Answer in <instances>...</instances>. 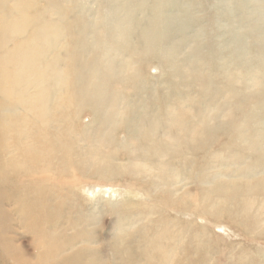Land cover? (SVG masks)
Returning <instances> with one entry per match:
<instances>
[{"label":"rangeland","instance_id":"1","mask_svg":"<svg viewBox=\"0 0 264 264\" xmlns=\"http://www.w3.org/2000/svg\"><path fill=\"white\" fill-rule=\"evenodd\" d=\"M161 1L162 12L152 15L158 0H0V211L17 209L20 215L10 212L6 221L19 238L21 218L48 207L55 216L80 214L97 231L101 252L103 238L122 223L130 233L144 227L148 242L162 241L164 250L176 246L159 264H264V226L250 223L264 221V68H255L251 51L243 56L230 47H250L248 9L233 4L238 0H190L189 7ZM259 1L242 5L252 9ZM142 15L146 33L160 31L158 45L152 38L146 52L128 45L120 54L123 41H96L94 34L117 32L125 23V33L136 35L130 44L142 45L135 32ZM234 29L245 38L237 41ZM89 69L97 73L93 94H78ZM127 102L151 132L146 148L140 137L130 144L120 128L116 106ZM56 120L58 135L51 127ZM57 141L68 144L67 157ZM128 156L136 160L127 162ZM117 166L129 177L110 175ZM7 170L14 174L10 186L1 178ZM144 174L154 184L151 197L175 186L174 204L144 195L140 186L151 182ZM231 182L234 191L225 186ZM253 185L252 196L245 195ZM86 186L96 188L93 199ZM132 192L137 197L125 198ZM207 192L211 202H203ZM236 199L253 214L239 210ZM18 242L0 240V253L16 252ZM36 243L50 248L42 264H56L67 242L47 230Z\"/></svg>","mask_w":264,"mask_h":264},{"label":"bare ground","instance_id":"2","mask_svg":"<svg viewBox=\"0 0 264 264\" xmlns=\"http://www.w3.org/2000/svg\"><path fill=\"white\" fill-rule=\"evenodd\" d=\"M158 1H159L158 8L151 9L149 11L150 14L158 15L162 12V10L159 9V8H161V2L162 1L161 0H158ZM244 1L245 0H238V2H235L233 4H237L238 6H240V8H243L244 10L248 9V12H247L248 22H249V24L251 23V21L253 23V27L248 26L249 31H250V32H248V34L252 37V42L250 44V47H249V44H247V46L246 45L244 46L243 43L240 44L239 46L230 44L231 51H234L235 53L236 52L240 53L243 56H245L247 53H249V51H251L252 55L254 56V61H253L254 63L252 62V64L254 66H256L255 68L261 67L263 69L264 63L262 61H264V19L262 20V19H260V17L264 16V0H260L255 5L253 4L251 6L252 9L242 5V3ZM167 2H168V0H167ZM254 3H256V2L254 1ZM8 4H9V2H8ZM181 4H182V6L183 5L188 6V7L191 6L190 0H188V2L182 0ZM253 9H255L254 13H253ZM143 19H144V16L142 15L138 28H135V32H137L141 35L140 37L142 40L141 41L142 45H140V44L131 45L130 44L131 41L135 40L136 35L132 36V35H128L125 33L126 27H127L126 25H123L125 23H121L120 27H115V30L117 32L109 31V33L106 32L104 34H94L96 41L102 42V43H107L108 40H111V41L114 40L115 42L117 40L123 41L124 43L122 45H119V47H121V49L117 50L118 52H120V54L126 53V49H127L128 45L135 46L134 48H132V47L129 48L130 52L131 51L146 52L149 48H151L152 44L157 43L156 45H158V41H156L157 37H155V36L156 35L159 36L160 31L157 32L156 28L155 29L150 28L152 33H146L147 30L146 29L143 30V27L141 26ZM147 24H149V22H147ZM39 25H40V23H39ZM234 25L239 26L237 23H235ZM156 26H158V25H156ZM232 27H233V25H232ZM234 31L236 32V37L238 38L237 41H239L240 39L243 40L245 38V34H242L241 30L237 31L236 29H234ZM152 38L154 40V43H153ZM129 39H131V41ZM133 43H137V42L134 41ZM147 54H148V52H147ZM157 55H159V54H157ZM120 63H122L123 70H126L127 62L122 61ZM160 65H162V63H160ZM88 72H89V77L87 78L85 83L82 84V88H81V90L78 91V94L87 95V94H89V92H90L89 95L93 94L92 91H89V90L91 88L92 80L95 79V76H97V73L93 69H89ZM126 79H128V78H126ZM120 101H122V100H120ZM130 103L131 102H127L125 104H117V106H116V114H117V116H119V121L122 124V126L120 128H122V130H124L127 133V136L130 139V144L138 145L137 142L135 141V138L139 139V137H140L142 139L140 141V148H146L147 145L145 147H143V142H144L143 140L144 139L150 140L148 133H151V132L148 131L147 128L144 132L145 126L140 124V120H141V123H143V121L145 120L144 116L140 115L141 117L139 119L137 117L138 115L135 113V110L133 109V107L130 106ZM139 108L141 109V111H140L141 113H143L144 111L146 112L147 111L146 110V108H147L146 103H143V102L140 103ZM51 112H53L52 115L55 114L54 109ZM130 116H132V118H128ZM132 119L135 120V122H132ZM61 124H62V122L58 123L57 120L52 122L51 127L54 129L53 134L56 135L59 132V128L61 127ZM61 139H63V137H61ZM160 142L162 143L161 140H160ZM160 142L158 143V146L161 144ZM57 144H58L60 150L62 151V156L67 157V155L69 154L68 144H66L65 142L60 143L58 141H57ZM169 150L171 152H173L172 153L173 154L172 160L175 161L177 158L178 152H176V150L174 148L169 149ZM127 153H129V152H127ZM139 158H140V156H139ZM127 159H126L127 162H132V160H136L135 157H133V156H128ZM111 160L113 161L115 159H111ZM142 165H145V163H142ZM13 166L14 165L12 164V167ZM10 167L7 166V169H9ZM116 169H117V171L115 169H113L110 172V175H112V176L115 175V177L120 176V175H124V176L127 175L129 177L130 173H125V174L120 173V172H122L121 167L117 166ZM17 170L18 169L15 168V171H17ZM15 171H14V173H15ZM172 171L176 173L174 168H172ZM17 173H20L19 170ZM259 173H260V171H259ZM1 175H2L1 178L3 180V185L10 186L11 185V176L14 174H11L7 170L6 172L3 171L1 173ZM144 177L148 178L151 181V182H149L148 186H140V187H143L142 193L144 195H147L149 199L158 200V202L161 204H163L165 202H167L169 205L174 204V202H173L174 194L177 193V189L175 186H173V188L169 191H164L163 192L164 195L162 197H158V196L151 197L149 193H150V190H152V187L154 184L151 186V183H153V182H152V179L150 177H148L145 174H144ZM76 179H77V177H76ZM225 186H226V188L231 189V191L235 190V188H234L235 186H234V184H232V182L227 183ZM225 186H223V187H225ZM255 186H256V188L259 187L257 184H255ZM255 186L253 185L252 189L247 188V191L244 192L245 195L252 196L251 192L253 190L254 191L256 190ZM83 187H85V185ZM144 187H149V188L146 189ZM223 187H220V188H223ZM95 189L96 188L93 186H86V188H85L86 193L88 192L89 194H85V195L89 199H93V197H95V196H92V195H94L93 193H94ZM155 190H156V188H154V192H155ZM206 194L210 195V194H208V192L205 193L203 196V202L205 199H207L209 202H211L212 198H210V197L206 198ZM46 195L47 194H45L41 199H46ZM88 195H91V196H88ZM129 195L130 196L125 195L126 196L125 198L137 197L135 195V192H132V195L131 194H129ZM160 199H161V201H160ZM176 199H180V198H178V196H176ZM40 201H42V204L45 202L44 200H40ZM235 201H236V205L239 207L238 208L239 210L244 209V211H246L248 214H250V215L253 214L251 212L252 209L247 208L248 206H245V204L243 206L242 199H236ZM9 202L10 201H5L4 204L9 206L10 205ZM12 202L15 204L13 199H12ZM200 206H201V204L198 207L200 208ZM240 207H242L243 209ZM48 209H49L48 207H45L42 209H35L31 213H29L27 216H25V218H21V221L23 222L21 237L22 236L27 237V240H28V241H26L27 243L24 241H21V239H20L21 237L19 238L16 234V231H13V229L11 228L10 222L6 221L8 219L10 220V217H11L10 212H13V214L16 213V215H20L19 212L17 211V209L13 206L10 208V211H9V209L8 210L2 209L3 211H0V240L4 241L5 243H7L9 241H14L15 239H17V241L19 240V242L15 246L16 252H13V250L10 251L6 247L3 248L4 251L3 250L1 251L0 257H3V258L5 257L4 258L5 264H9L10 261L12 262V264H42L44 261L46 262L47 258H49V256H50L48 253L50 248H48V246L46 247V243L37 244L36 241H37V238H40L41 234L47 230L53 231V234L55 236L56 235L64 236V238L66 239V242H67L66 248H62V249L58 250V253L56 254L58 261L56 262V264H112V263L113 264H128L130 261H132L130 263L135 264V262L139 263L141 260L145 261V260H151L153 258L160 260V261H158V264H159V263H163L162 261H164L167 258V252L173 253L175 251V248H176V246L173 244L170 247L165 246L166 250H164L163 249L164 245H162V243H161L162 241L148 242L149 240H152V239L148 236V234H145L146 230L144 227L139 229V230H135V232L132 231L134 233H130L131 231L129 232V230L132 227L125 228L124 227L125 224L121 225L122 223H119V224L117 223L115 225V230L110 231V233L114 232L113 237H115V238L104 237L101 245L104 248H106L107 250L104 252H101L99 246L98 247L95 246L96 244L101 243V241H98L100 239H99V235L97 234V231L89 229L87 222L85 221V219L82 218V216L80 214H77L73 218H65L60 214H58L57 216L53 215L52 213H50V211ZM261 209H263V206L261 207ZM255 213H257V211ZM262 222H264V221L259 222V220L256 221L253 218V221L250 223L255 224V226H260V225L264 226V223H262ZM159 223H161V221H159ZM11 232H13L12 235H10ZM135 237L138 238L139 241ZM173 239L174 238H172L171 240H173ZM172 242H176V240L172 241ZM42 248H44L43 251H41ZM141 248H144V250L146 251V252H144V250H143L142 255H140L141 254V251H140ZM145 248H148V250H146ZM147 251H148V253H147ZM2 253H4V254H2ZM111 257H112V261L109 263L107 261V259H109ZM114 261H116V262H114ZM53 264H55V263L53 262Z\"/></svg>","mask_w":264,"mask_h":264}]
</instances>
